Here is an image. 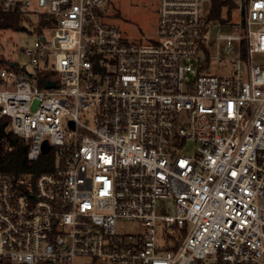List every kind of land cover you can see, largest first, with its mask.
<instances>
[{"label":"built area","instance_id":"obj_1","mask_svg":"<svg viewBox=\"0 0 264 264\" xmlns=\"http://www.w3.org/2000/svg\"><path fill=\"white\" fill-rule=\"evenodd\" d=\"M107 1L0 0L39 31L30 71L0 25V117L30 161L54 156L0 171V264H264V0H225L226 75L210 73L214 0H160L144 42L105 21Z\"/></svg>","mask_w":264,"mask_h":264},{"label":"rangeland","instance_id":"obj_2","mask_svg":"<svg viewBox=\"0 0 264 264\" xmlns=\"http://www.w3.org/2000/svg\"><path fill=\"white\" fill-rule=\"evenodd\" d=\"M160 0H108L106 9L107 23L119 26L126 38L132 42H144L152 37L157 36L158 11ZM228 10H223V14L227 16ZM238 13L231 10L230 21L217 22L210 26L207 33V41L211 45L212 60L210 65V73L215 75H226L233 67V61L237 57V49L230 51L225 50L223 45L217 48L216 41L218 35L235 33L238 31ZM29 31L21 29L19 31H8L5 34L6 51L10 53L12 60L20 65L26 64L28 70L32 71L33 66L29 57L22 51L23 48H30L34 40L37 38L39 31ZM235 43V42H234ZM255 61L261 63L264 56L255 54ZM59 77L58 74H55ZM191 144H193L191 142ZM157 211L160 215H172L175 213V205L171 198H161L158 201ZM201 264H207L202 261Z\"/></svg>","mask_w":264,"mask_h":264},{"label":"trees","instance_id":"obj_3","mask_svg":"<svg viewBox=\"0 0 264 264\" xmlns=\"http://www.w3.org/2000/svg\"><path fill=\"white\" fill-rule=\"evenodd\" d=\"M227 4L225 0H214L212 10L209 13L208 21L220 20L225 22L231 18V10L228 11L227 18H223V5ZM232 5V4H231ZM1 27H11L15 31L22 29V18L18 13L0 12ZM207 55L209 50L206 49ZM49 73H47L48 75ZM46 75V74H45ZM44 82H40V87L44 86ZM29 143L17 136L10 129V118L6 116L0 117V171L11 173L24 172H40L51 169L53 167V153L41 155L36 161L28 159Z\"/></svg>","mask_w":264,"mask_h":264},{"label":"water","instance_id":"obj_4","mask_svg":"<svg viewBox=\"0 0 264 264\" xmlns=\"http://www.w3.org/2000/svg\"><path fill=\"white\" fill-rule=\"evenodd\" d=\"M12 65H14V64H12ZM53 85H54V82H53V81H49V82L47 83L46 87H51V86H53ZM49 149H50V146H49L48 142L45 141V142L43 143V152L46 153V152L49 151Z\"/></svg>","mask_w":264,"mask_h":264}]
</instances>
